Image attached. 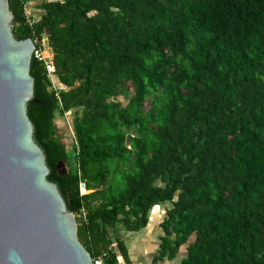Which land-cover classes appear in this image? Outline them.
Returning a JSON list of instances; mask_svg holds the SVG:
<instances>
[{"label":"trees","instance_id":"obj_1","mask_svg":"<svg viewBox=\"0 0 264 264\" xmlns=\"http://www.w3.org/2000/svg\"><path fill=\"white\" fill-rule=\"evenodd\" d=\"M23 1L13 37L45 40L54 69L32 55L26 116L90 257L128 264L116 231L169 203L154 264H264V0H52L32 29Z\"/></svg>","mask_w":264,"mask_h":264},{"label":"water","instance_id":"obj_2","mask_svg":"<svg viewBox=\"0 0 264 264\" xmlns=\"http://www.w3.org/2000/svg\"><path fill=\"white\" fill-rule=\"evenodd\" d=\"M8 0H0V264H91L78 240L76 220L33 139L26 104L32 40L17 41ZM66 173L63 162L57 166Z\"/></svg>","mask_w":264,"mask_h":264},{"label":"crops","instance_id":"obj_3","mask_svg":"<svg viewBox=\"0 0 264 264\" xmlns=\"http://www.w3.org/2000/svg\"><path fill=\"white\" fill-rule=\"evenodd\" d=\"M52 0H44V1H39L38 0H29V5H32L35 7V5L38 3H40L39 5H37V7L35 8H39L38 11L39 16L35 15V17L33 16L34 19L38 20L39 17L42 15V11L40 9V6L44 3V2H49ZM49 51V50H48ZM50 52V51H49ZM165 206H157L155 207L150 215H149V221H148V225L145 229L141 230L142 236L140 239H136L140 240V242L138 241L134 246H132L131 248L129 246H127V244L124 242V238H123V234L127 235L128 233L123 232V230L118 229L116 231V236L118 238H120L127 249V255L129 258V263L128 264H154L153 259L154 257L157 255L158 249H159V245H160V238L163 236V230L161 228V224L163 223L165 217H166V207ZM150 232H153L155 234V239L156 241L153 242L151 240L150 242ZM125 237V236H124ZM133 240V239H132ZM115 251L117 252V264H127L125 262V260L123 259V257L118 253L117 249H115ZM137 251V252H136ZM139 256L137 259L136 257ZM171 260L169 259H164L162 261H158L156 264H168L167 262H169Z\"/></svg>","mask_w":264,"mask_h":264},{"label":"rangeland","instance_id":"obj_4","mask_svg":"<svg viewBox=\"0 0 264 264\" xmlns=\"http://www.w3.org/2000/svg\"><path fill=\"white\" fill-rule=\"evenodd\" d=\"M39 1H41V0H38V2ZM42 1H44V0H42ZM38 2L35 5V7H37V5L40 4ZM35 7L32 6V5H29L30 14H32V17L33 16L35 17V15L39 16V13H40L38 11L39 8H35ZM34 20H36V19H34ZM11 25H12V23H11ZM43 44H44L43 53H44L46 59L49 60L50 58H52V54H51V52H49L50 50L48 51L47 46L45 47V45H46L45 44V40H44ZM52 83H53L54 87H57L58 84H57V82H56V80L54 78H52ZM118 100L121 101L123 104H126V99L125 98L120 97ZM73 117H74V113H72V111H71L69 113L63 114L62 116L58 115L56 117V119H55V126H56V129H57L58 135H59L62 143L65 145V147L67 149V152L69 154V159H70V162H71L72 165H74L75 154H76V146H75L76 142H75V136H74V132H73V128H72L73 127V124H72ZM65 171H66V167H65ZM166 205L170 206L169 203H166ZM142 233L143 232L139 231V232L128 233L127 235L123 234L124 242L127 244V246H129L131 248L138 241L140 242V240L136 241V239H140L141 236H142ZM149 234H150V237H149L150 242H151V240L153 242H155L156 241L155 234L153 232H150V231H149ZM184 256H185V250L181 249L180 253L177 255V257L174 258L172 261H169L167 263L168 264H179ZM138 257L139 256H137L136 259Z\"/></svg>","mask_w":264,"mask_h":264},{"label":"built area","instance_id":"obj_5","mask_svg":"<svg viewBox=\"0 0 264 264\" xmlns=\"http://www.w3.org/2000/svg\"><path fill=\"white\" fill-rule=\"evenodd\" d=\"M21 8L23 9V13H24V17L26 19V23L32 29L34 27L35 20L32 17V14H30L29 4L25 3L23 1V2H21ZM32 42L34 45L33 55L37 59L43 60L46 63V68H47L48 73L52 74L54 69H53V66L51 63V58L49 60L46 59V57L43 53L42 43L39 42V40L37 38H35ZM67 113H69V112H67ZM75 168H77V167H75ZM79 175H80V171H79ZM79 193H80V196L88 193V191L86 190L85 183L82 180L79 183ZM73 216H74L76 222L78 221L77 219H81V220L85 221L86 212L82 209L79 213L73 214ZM77 225H78V223H77ZM107 257H108V252H104L101 255L94 257V258L91 257V264H107V262H106L108 259Z\"/></svg>","mask_w":264,"mask_h":264},{"label":"clouds","instance_id":"obj_6","mask_svg":"<svg viewBox=\"0 0 264 264\" xmlns=\"http://www.w3.org/2000/svg\"><path fill=\"white\" fill-rule=\"evenodd\" d=\"M77 224V223H76Z\"/></svg>","mask_w":264,"mask_h":264}]
</instances>
